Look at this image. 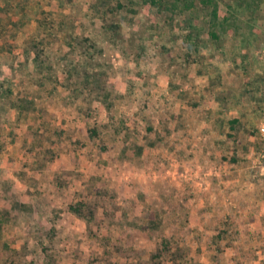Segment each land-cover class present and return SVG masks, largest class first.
<instances>
[{
  "label": "rangeland",
  "instance_id": "374dc122",
  "mask_svg": "<svg viewBox=\"0 0 264 264\" xmlns=\"http://www.w3.org/2000/svg\"><path fill=\"white\" fill-rule=\"evenodd\" d=\"M243 57L264 0H0V264H264V94L211 119Z\"/></svg>",
  "mask_w": 264,
  "mask_h": 264
},
{
  "label": "crops",
  "instance_id": "0c3cea01",
  "mask_svg": "<svg viewBox=\"0 0 264 264\" xmlns=\"http://www.w3.org/2000/svg\"><path fill=\"white\" fill-rule=\"evenodd\" d=\"M228 43H229V41H228ZM231 44H233V45L237 44V47L239 50H237L235 52H238L239 54L247 52L246 51L247 49H244V51H240V48L242 47V45L243 46L246 45V41L242 42L236 38H233ZM247 58H251V57H247ZM235 59H236L237 63H239L241 61V59H239V57L238 58L235 57ZM249 61H250V59L246 60V57L245 58L243 57L242 67L244 69L234 68V70H232L231 68H228V70H226L227 72L229 71V73H230L228 75V78H232V80L216 81V85L218 84V86H220V90L217 92L218 96L217 95L216 96L218 97L217 99H221L220 102H218V103L216 102V108H217V110H215L216 114L214 112H212V114H211V119L213 117H214V119H216V138L219 137V134L217 133V127H218L219 123H223V125H225V123L228 124V127L226 128V131H225L226 133L230 134V133L234 132V133H236V135H238V137H241V136H243L245 138L249 137V135L245 134L243 131V127L244 126L246 127L248 125V122L250 121L251 116L253 115V113H251V111H249V108H245V110H243L241 112H239L240 109H239V111L236 110V112L232 115L233 117H230L229 115L227 116V112H228V110L231 109V107L232 108L238 107V105L242 106V107L243 106L249 107V106L253 105L252 101H254V100H252V98L249 96H245L244 99L242 97H241V99H235V100L232 98V94H233L232 92H234L237 88L249 89L250 86H248V82H250V84H252V85H254V84L257 85V88L260 90V95L262 93L264 94V67H262L260 64L258 66V62H256L257 60H255L254 65H252L251 62H249ZM230 64L233 67V63H230ZM255 72H258V75H255L254 74ZM259 77L262 79V81H261V79L260 80L258 79ZM240 78H242V80L239 83ZM243 78H245V80H243ZM255 80H256V82H255ZM235 82H238V84L236 85ZM242 84L244 86H242ZM240 86H242V87H240ZM222 101H224V102H222ZM180 112L182 113L183 111H180ZM231 122H236V124L235 123L232 124ZM237 124H238V126H237ZM238 129H239V131H238ZM211 133H212V131H211ZM177 134H178V131H174V130L171 131V137H174ZM174 143L175 144L179 143V141L174 142ZM13 154H15L14 159L12 157ZM25 156H26V154L25 155H18L17 149H15V146H13V148L11 146L8 149V151H1L0 152L1 158L5 157L6 160L13 159L14 160V161L12 160L13 165L18 164V160H19V162L21 164L20 165L21 168H22V159ZM11 224H12V222H10L9 224H6V222H3V220H1V218H0V233L5 232V231H9Z\"/></svg>",
  "mask_w": 264,
  "mask_h": 264
},
{
  "label": "trees",
  "instance_id": "16d2710c",
  "mask_svg": "<svg viewBox=\"0 0 264 264\" xmlns=\"http://www.w3.org/2000/svg\"><path fill=\"white\" fill-rule=\"evenodd\" d=\"M151 1V3H158L160 0H150ZM202 2L204 3V4H207L208 2H211V0H202ZM214 16H216L217 17V8H216V5H214ZM93 131H91V133H92ZM77 208V207H76ZM164 249H168V248H164Z\"/></svg>",
  "mask_w": 264,
  "mask_h": 264
},
{
  "label": "built area",
  "instance_id": "2783aa9c",
  "mask_svg": "<svg viewBox=\"0 0 264 264\" xmlns=\"http://www.w3.org/2000/svg\"><path fill=\"white\" fill-rule=\"evenodd\" d=\"M260 131H261V134L264 135V124H263V126H261Z\"/></svg>",
  "mask_w": 264,
  "mask_h": 264
}]
</instances>
